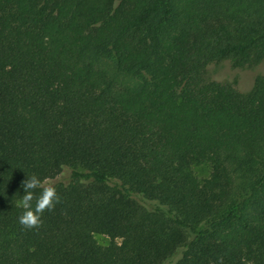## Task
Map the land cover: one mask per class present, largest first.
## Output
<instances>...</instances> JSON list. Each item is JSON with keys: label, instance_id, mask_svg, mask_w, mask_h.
<instances>
[{"label": "trees", "instance_id": "trees-1", "mask_svg": "<svg viewBox=\"0 0 264 264\" xmlns=\"http://www.w3.org/2000/svg\"><path fill=\"white\" fill-rule=\"evenodd\" d=\"M224 60H264V0H0V264H264V75Z\"/></svg>", "mask_w": 264, "mask_h": 264}, {"label": "rangeland", "instance_id": "rangeland-1", "mask_svg": "<svg viewBox=\"0 0 264 264\" xmlns=\"http://www.w3.org/2000/svg\"><path fill=\"white\" fill-rule=\"evenodd\" d=\"M207 75L210 79L217 82H231L235 80V87L241 92L247 91L254 78L258 75H264V60L257 64L242 67H233L228 60L221 61L217 64H209L206 68ZM128 79V78H126ZM190 170L198 180H202L209 175L210 167L207 163L192 164ZM69 181V169L63 168L56 177L46 179L42 182L43 186L53 185L57 182L67 183ZM133 197L146 208H152L149 201L143 200L141 197L133 195ZM94 239L98 244L104 245L108 242L107 237L102 234H94ZM180 255L177 250L170 258L162 264H173Z\"/></svg>", "mask_w": 264, "mask_h": 264}, {"label": "clouds", "instance_id": "clouds-1", "mask_svg": "<svg viewBox=\"0 0 264 264\" xmlns=\"http://www.w3.org/2000/svg\"><path fill=\"white\" fill-rule=\"evenodd\" d=\"M20 187L22 195L16 202V207L22 209V214L18 217V222L28 228L38 226L41 214L45 210L51 211L59 202L56 189L51 185L42 187L41 181L36 176L24 179ZM37 189L40 190L39 195L34 200V190Z\"/></svg>", "mask_w": 264, "mask_h": 264}]
</instances>
